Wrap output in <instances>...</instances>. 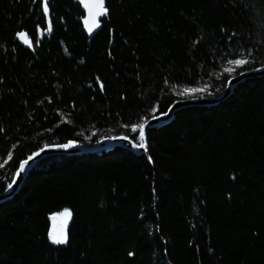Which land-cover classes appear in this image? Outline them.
<instances>
[{
	"label": "trees",
	"instance_id": "16d2710c",
	"mask_svg": "<svg viewBox=\"0 0 264 264\" xmlns=\"http://www.w3.org/2000/svg\"><path fill=\"white\" fill-rule=\"evenodd\" d=\"M43 2L0 0V196L45 146L138 142L134 125L264 68V0H105L93 38L79 5ZM147 147L42 161L0 204V264H264V76L180 111Z\"/></svg>",
	"mask_w": 264,
	"mask_h": 264
},
{
	"label": "water",
	"instance_id": "95a60500",
	"mask_svg": "<svg viewBox=\"0 0 264 264\" xmlns=\"http://www.w3.org/2000/svg\"><path fill=\"white\" fill-rule=\"evenodd\" d=\"M74 3L79 5L85 14V21H84V28L86 34L90 37L93 38L95 37L101 30V23L103 22L104 18L106 15H101L97 18L98 27H94L91 32H89V27H92L93 21L92 17L89 15L88 9L84 6L85 2L87 0H72ZM104 8H106L105 0H104ZM264 76V68L260 70H256L250 73H244L240 75L237 78H234L231 80V83H229L227 90L222 96V99L224 100L225 98H230L233 94V91L241 84L245 83L248 80L254 79V78H259ZM219 103V101H214V102H205L202 100H194V101H188V102H182V103H177L174 105L171 110L169 111L168 115L160 117L158 119L152 120L148 123V125L145 128V137H146V144H147V132L159 127L160 125L167 124L171 121L174 113L178 112L180 109H183L185 107H191V106H200V107H206L207 105H212ZM131 141L129 140H122V139H114V140H104L100 142L99 144H96L92 147H75L71 149H62V148H55L51 150H45L40 152V156L35 157L33 161H29V165L26 167V170L21 173L19 176H16V179L11 186V188L2 196H0V204L6 202L7 200L12 199L22 188L27 176L30 174V172L38 166L42 161H44L47 158L50 157H59V156H68V155H75V154H87L88 152L91 151H107V150H113L116 148H122L127 151L132 152L135 155H148V148L145 151L144 149H137L132 146ZM35 156V155H33ZM20 170V168H19ZM19 172V171H18Z\"/></svg>",
	"mask_w": 264,
	"mask_h": 264
},
{
	"label": "snow or ice",
	"instance_id": "6c2138e0",
	"mask_svg": "<svg viewBox=\"0 0 264 264\" xmlns=\"http://www.w3.org/2000/svg\"><path fill=\"white\" fill-rule=\"evenodd\" d=\"M84 6L88 9L89 11V15L92 17V27H89V32H91L93 30L94 27H98V21L97 18L101 15H106L107 14V9L104 8V0H87V2H85ZM43 11L44 13H48L49 9H48V4H47V0H44L43 2ZM47 31L50 33L52 31V25H51V21H48V27H47ZM18 37H20L25 44H27L29 47H31V41L29 39L26 38V34L25 33H18L17 34ZM229 63L237 66V67H242L243 65L249 63V60L247 59H238V60H234V61H230ZM225 71L227 72H232L235 71L234 68L232 69H226ZM229 83H231V81H229ZM100 88L101 90H103V84L100 83ZM208 92V88L207 86L205 87H198V88H183L179 91L176 92L177 95L179 96H195L197 93L199 94H204ZM210 94V93H209ZM149 121L148 120H144L143 123L139 124V125H134L132 127V131L133 132H137L139 133L138 136V142H133L132 146L134 148L137 149H144L145 151L147 150V144H146V137H145V128L148 125ZM93 135H95V133H93ZM90 139V137H89ZM107 139H122V140H129V137L127 136H122V137H108ZM47 148V146H45ZM58 148H62V149H71V148H75L78 147V144L76 141H69L67 144H62V145H57ZM44 149H42L41 151H43ZM40 152H37L35 154V156H30L27 160H25L21 165H20V170L17 173V176H19L21 173H23L26 170L27 166L29 165V161H33L35 159V157L40 156ZM9 159H11V157H9ZM8 187H11V185H9ZM63 217H65V224L67 223V219L71 217V212L69 210H65L62 214ZM50 240L52 243L54 244H66L67 243V234L66 232H64L63 230H61L59 233H57L56 231H53L50 233ZM129 255H132L131 253Z\"/></svg>",
	"mask_w": 264,
	"mask_h": 264
},
{
	"label": "bare ground",
	"instance_id": "6f19581e",
	"mask_svg": "<svg viewBox=\"0 0 264 264\" xmlns=\"http://www.w3.org/2000/svg\"><path fill=\"white\" fill-rule=\"evenodd\" d=\"M250 73V72H249ZM242 75V74H241ZM239 77V76H238ZM237 78V77H236ZM231 81V80H230ZM228 85H229V82H228V84H227V87H228ZM240 86V85H239ZM227 90V89H226ZM234 92V91H233ZM225 93V92H224ZM223 93V94H224ZM223 94L221 95V96H219V97H217V98H213V99H202V101H205V102H216V101H219V103H216V104H212V105H207L206 107H212V106H216V105H218V104H221L222 102H224V101H226L227 99H229V98H225L224 100L222 99V96H223ZM194 101V100H193ZM182 102H188V101H177L174 105H176L177 103H182ZM173 105V106H174ZM172 106V107H173ZM171 107V108H172ZM171 108L167 111V113L166 114H163V115H160V116H157V117H155V118H153L152 120H155V119H158V118H160V117H163V116H166V115H168V113H169V111L171 110ZM186 108H189V106L188 107H185V108H183V109H180L178 112H176V113H174V115H173V117H172V119L171 120H173V118H174V116L177 114V113H179L180 111H182V110H184V109H186ZM151 120V121H152ZM165 125V124H164ZM160 126H163V125H160ZM148 133H149V131L147 132V134L146 135H148ZM129 141H131V140H129ZM131 142H133V141H131ZM79 146V145H78ZM81 147H84V146H81ZM92 147V146H91ZM55 148H58L57 147V144H55V145H50V146H47V148L46 147H44L43 149V151H45V150H51V149H55ZM148 148V147H147ZM116 149H122V148H116ZM116 149H113V150H116ZM42 150V149H41ZM39 151V152H42V151ZM123 150H125V149H123ZM127 151V150H126ZM99 152H102V151H91V152H88L87 154H82V155H80V154H75V155H68V156H59V157H50V158H61V157H77V156H83V155H93V154H96V153H99ZM130 152V151H129ZM132 153V152H131ZM35 155V154H34ZM50 158H47V159H50ZM47 159H45V160H47ZM44 160V161H45Z\"/></svg>",
	"mask_w": 264,
	"mask_h": 264
},
{
	"label": "rangeland",
	"instance_id": "374dc122",
	"mask_svg": "<svg viewBox=\"0 0 264 264\" xmlns=\"http://www.w3.org/2000/svg\"><path fill=\"white\" fill-rule=\"evenodd\" d=\"M62 213H60L58 215H55V216H53L51 218V230H50V233L53 232V231H56L57 233H59L61 230H63L67 234V241H68V228L70 226L71 217L67 219V223L65 224V217H63L61 215ZM49 239H50V234H49ZM50 242H51V240H50ZM52 244L55 245V246L65 245V244H59L58 245V244H54V243H52Z\"/></svg>",
	"mask_w": 264,
	"mask_h": 264
}]
</instances>
